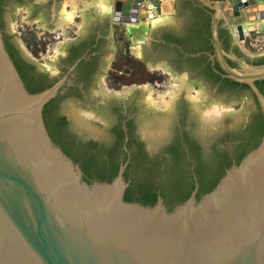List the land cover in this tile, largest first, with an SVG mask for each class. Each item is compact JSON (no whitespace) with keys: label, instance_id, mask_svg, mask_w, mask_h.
<instances>
[{"label":"water","instance_id":"95a60500","mask_svg":"<svg viewBox=\"0 0 264 264\" xmlns=\"http://www.w3.org/2000/svg\"><path fill=\"white\" fill-rule=\"evenodd\" d=\"M187 1L210 15L214 54L209 59L217 62L223 77L250 86L264 123V95L255 85L264 80V63L248 62L264 56V50L251 56L242 49L246 40L264 37V0ZM70 5L73 14L83 19L84 26H78V33L80 29L85 31L93 18L108 14L111 32L115 24L117 28L124 26V33H130V54L138 58H142V46L151 41L152 30L162 25L177 26L173 16L176 0H58L51 4L49 20L41 10L33 12L32 3H16L7 22L15 34L17 8H25L28 20L39 22L44 33L52 32L67 24L63 8ZM97 5H107V12L97 14ZM230 12L234 18H230ZM220 28L228 30L231 44L244 56L224 49L218 36ZM15 38L19 42L20 37ZM66 42L54 45L53 56L41 57L43 70L50 76L58 74L57 60ZM110 43L93 89L97 100L108 93L103 79L113 63L112 34ZM228 59L237 66H231ZM144 64L170 73L174 81L170 103L154 102L153 91L140 84L118 95L139 89L145 106L160 111L172 109L179 96L185 97L198 122L200 110H211V105H218V110L220 105L224 110L244 105V117H238L228 129L245 122L255 107L250 93L238 99L217 92L210 82L190 70H176L163 56L144 58ZM67 77L66 74L44 90L30 93L0 29V264H264V132L259 144L227 168L215 187L198 200L194 177L190 196L172 210L167 209L161 197L152 206L128 202L124 200L128 183L123 176L128 159L120 164L110 182L88 183L80 166L53 142L46 129L43 107L64 92ZM197 90L198 97L192 100L191 93ZM100 91L104 96H98ZM65 103L59 112L76 136L103 139L108 128L105 114L76 99ZM69 105L78 111L90 110V116L104 119L107 128L96 133L83 130L69 112ZM160 124L162 127L155 133H161L162 138L166 131L168 134V119ZM224 131L207 135L219 136ZM148 134L149 129H144L143 137L153 149L157 147L156 139Z\"/></svg>","mask_w":264,"mask_h":264},{"label":"trees","instance_id":"16d2710c","mask_svg":"<svg viewBox=\"0 0 264 264\" xmlns=\"http://www.w3.org/2000/svg\"><path fill=\"white\" fill-rule=\"evenodd\" d=\"M189 5L190 7L187 5V12L184 11L186 23L183 36L177 40V46H165L161 51V56L168 59L176 70H190L205 78L217 86V92L235 95L238 99L250 93L255 107L250 110L245 122H239L219 136H208L205 128L194 119L186 102L181 99L171 116L169 142L163 146L161 152L153 157L144 153L130 154L123 172L124 179L128 183L124 191V200L128 202L152 206L157 198L161 197L167 209L172 210L183 203L193 191V173L198 183L196 194L198 200L215 187L227 168L233 163H238L259 144L264 132L262 112L250 86L223 77V72L217 62L212 63L209 59L208 53L214 54L209 33L210 15L200 7L192 6L191 8V4ZM105 23L107 26L108 22ZM0 29L2 30V23H0ZM2 35L5 47L30 93L42 91L62 77L57 75L49 78L48 74L36 73L35 66L32 64L26 66L19 63L8 45L6 35ZM218 36L226 51H232L239 57L244 56L237 46L231 44L228 30L220 28ZM93 43L91 41L89 44ZM78 56L79 54L68 56L67 60L75 62ZM95 59L96 57L89 61V59L82 58L76 68L83 70L86 65L90 67ZM248 62L262 64L264 56L248 59ZM228 63L233 67L237 66L229 59ZM255 85L264 95V80L256 81ZM59 94L61 93L46 102L42 111L50 137L80 166L86 182H110L115 177L120 164L128 157L124 154L121 161L116 159L120 151L123 131L118 125L111 129V144L105 140L100 142L79 138L70 129L66 117L59 112L69 96L66 93ZM188 155L194 160L193 173L189 169ZM162 163L165 166L163 173L160 170Z\"/></svg>","mask_w":264,"mask_h":264},{"label":"flooded vegetation","instance_id":"af4514ba","mask_svg":"<svg viewBox=\"0 0 264 264\" xmlns=\"http://www.w3.org/2000/svg\"><path fill=\"white\" fill-rule=\"evenodd\" d=\"M35 1L36 0H0V23H2V34L6 35L8 45L11 48L15 59L19 63L26 66H31L32 64L33 66H35L34 71L36 73H45L48 74L49 78H51L56 75L50 76L47 71L43 70L42 68H39L36 62L24 52L22 46L15 38V34L11 30L7 22V15L11 13L14 4H23L28 2L32 3L34 8L33 12H36L35 10L37 9L41 10L49 20L51 15V4L53 2H57L58 0H41L39 2ZM189 4H191V8L192 6L198 7L195 5L194 2L191 3L187 0H176V13L173 16L175 19H177V26L175 25L176 27H172L162 25L152 30L151 41L148 45L142 46L141 53L143 60L144 58L145 60L146 58H159L161 56V51L165 46H177V40L180 39L184 34V27L186 23L184 11L187 12V5L190 7ZM106 21L108 22L107 26H105ZM117 26L118 25L116 24L113 25V29L111 32L110 15H98L97 17L93 18V20L90 22V25L86 28L85 31L83 29H80L79 33H74L72 37L69 36V39H67V42L62 48L61 54H59L58 56L57 75H68V80L64 86L65 90L63 92L68 94V99H76L82 104H88L92 107L94 111H98L99 113H103L107 116V132L104 135L103 139L99 140L100 142L105 140L108 144L112 143L111 129H113L116 125H118V127L123 131L122 143L120 144V151L118 152V155L116 157L117 160L121 161L124 154L128 155L127 159L129 160V156L132 153H144L147 156L153 157L160 153L163 149V146H165L169 142L171 134L169 131V126L172 123L171 116L174 114L177 105L181 99L186 102L188 109L190 110V113L193 116L192 110L190 108V102L185 97L179 96L176 99L175 103L171 105V107H173L172 109L170 108V110L168 109L166 111H160L157 109L152 110L145 106L144 102L142 101L139 89L133 90V92L129 94L126 93L121 95L115 94L114 92H109L105 94V96L103 94V91H100V93H98V96L102 95L104 97L101 100H97L96 95L93 93V89L96 85L98 75L100 74L104 65L105 56L110 50L111 34L115 31ZM119 26L122 27L121 29L124 31V27L122 25ZM45 33L51 35V31H47ZM31 34L32 33L30 32H24L22 34V38L25 39L24 41L27 42V45L29 44L28 47L30 46V48H40V42H38V38L35 35L31 37ZM101 39L103 40L102 42L100 41ZM91 41L94 43L89 44ZM126 52L124 51V53ZM77 54H79V56L75 62H69V60H67L68 56L72 57ZM208 55L210 58L209 53ZM95 57L96 59L90 67L86 65L85 69L83 70H81L80 68H76V65L80 59L85 58L89 59V61H92ZM74 64H76L75 67L73 68V70L70 71L71 66H73ZM140 66H145L144 61H142ZM114 71L115 74L119 75L123 74L126 70H124L123 73H119L115 70V68L110 69L108 71L109 73L106 75V81L110 84L111 87L116 85L121 86V83L123 82L121 78H119L120 80L117 82L110 78L114 74ZM30 73L32 72L30 71ZM203 79L206 80L205 78ZM211 85L212 89L217 91V86L213 84ZM172 88H174V86H172ZM168 95L169 98L167 100L162 99L160 101L170 103V97L174 95V91H170ZM163 115H167L165 116L167 118H165ZM165 119H168V134L166 131L165 136H163L161 139H156L155 145L157 147L153 149L148 147L146 140L143 137V130H152L162 127L160 123L162 121L164 123ZM187 158L189 162V169L193 173L194 160L189 155L187 156ZM164 169L165 166L162 163L160 165V170L162 173L164 172ZM192 175L195 177L194 173Z\"/></svg>","mask_w":264,"mask_h":264},{"label":"rangeland","instance_id":"374dc122","mask_svg":"<svg viewBox=\"0 0 264 264\" xmlns=\"http://www.w3.org/2000/svg\"><path fill=\"white\" fill-rule=\"evenodd\" d=\"M63 11L67 17V24L54 29L51 35H49L48 33H44L39 22L27 19L25 8H17L19 15L16 21L15 37H20L19 43L24 52L38 63L42 69H44V62L41 57L53 56L55 44L69 39V36L72 37L74 33H78V26H84L82 17L73 14V5L64 7ZM104 12H107V5H97V14H104ZM121 28H116L112 33L113 63L110 69L115 68L119 73H123L124 70L126 71L119 75L115 74L114 71V74L110 77L115 82L121 78L123 80L121 86L116 85L111 87L107 83V79H103L108 93H124L135 84H140L142 87L153 91L154 102L162 99L167 100L169 98L168 93L172 90L174 84L170 73L159 69H151L147 66H140L144 60L130 54V45L126 43L127 37H130V33H124ZM24 32L32 33L31 37L35 35L38 38V42H40V48L28 47L29 44L27 45V42L24 41L25 39L22 38ZM242 49L251 56L260 52L259 50H250L243 46ZM124 51L128 52L124 53ZM195 97H198V90L191 93L192 100H195ZM69 112H71L78 125L85 131L96 133L100 129L107 128L104 119L90 116V110L86 112L78 111L73 109V105H69ZM238 117H244V105L233 106L225 110L224 105H220V110H218V105H211V110H200L198 120L205 128L206 133H211L227 130L238 120ZM155 131H158V129L149 130L148 137L161 139V133H155Z\"/></svg>","mask_w":264,"mask_h":264},{"label":"crops","instance_id":"0c3cea01","mask_svg":"<svg viewBox=\"0 0 264 264\" xmlns=\"http://www.w3.org/2000/svg\"><path fill=\"white\" fill-rule=\"evenodd\" d=\"M257 1L260 2L261 0H257ZM260 4H262V3H260ZM229 16H230V18H234V17H232L231 12L229 13ZM146 20H151V19L147 18ZM140 21H143V20H140ZM135 24H138V22H136ZM262 46H264V37L258 39L257 41H255V40H252L251 41V40L248 39L243 44V47L244 48H249L250 50H253L254 49L255 51L262 49L263 48Z\"/></svg>","mask_w":264,"mask_h":264},{"label":"built area","instance_id":"2783aa9c","mask_svg":"<svg viewBox=\"0 0 264 264\" xmlns=\"http://www.w3.org/2000/svg\"><path fill=\"white\" fill-rule=\"evenodd\" d=\"M229 1H236V0H229ZM262 47L263 48L259 50L260 52L264 50V46H262Z\"/></svg>","mask_w":264,"mask_h":264},{"label":"bare ground","instance_id":"6f19581e","mask_svg":"<svg viewBox=\"0 0 264 264\" xmlns=\"http://www.w3.org/2000/svg\"><path fill=\"white\" fill-rule=\"evenodd\" d=\"M173 86H174V85H173ZM172 89H173V90H171V92L174 91V88H172ZM171 94H172V93H171ZM169 95H170V94H169ZM170 98H171V97H170Z\"/></svg>","mask_w":264,"mask_h":264}]
</instances>
